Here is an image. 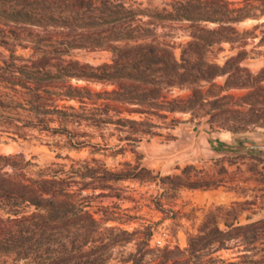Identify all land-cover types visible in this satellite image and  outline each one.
<instances>
[{"label":"trees","instance_id":"16d2710c","mask_svg":"<svg viewBox=\"0 0 264 264\" xmlns=\"http://www.w3.org/2000/svg\"><path fill=\"white\" fill-rule=\"evenodd\" d=\"M163 1L161 8L150 10L139 0H0V49L6 52H0V109L32 115L23 120L17 113L0 114V126L16 128L23 122L48 129L43 111L73 114L76 107L56 102L69 100L81 109L116 113V118L93 121L126 127L120 136L126 143L155 135L159 125L152 119L176 113L204 121L210 132L264 128V67L252 73L241 65L254 55L264 56V21L236 27L246 19L264 18V0ZM174 21L185 22L189 36L179 58L158 31ZM223 44L233 53L222 64L211 61L208 55L222 51ZM77 50L108 51L111 60L92 66L68 57ZM218 77L221 84L215 82ZM71 80L113 88L93 92ZM174 89L188 94L170 98ZM124 167L113 171L94 159L77 167H38L21 153L0 154V209L6 211L0 214V264H206L230 242L238 249L235 264H264V219L247 215V222L239 221L256 198L208 209L184 248L151 246L149 226L127 230L107 225L90 210L89 199L102 193L94 192L109 188L110 182L150 175L139 164L125 162ZM181 174L166 180L178 188L219 185L191 166ZM24 204L32 211H20ZM130 244L133 248L125 251Z\"/></svg>","mask_w":264,"mask_h":264},{"label":"rangeland","instance_id":"374dc122","mask_svg":"<svg viewBox=\"0 0 264 264\" xmlns=\"http://www.w3.org/2000/svg\"><path fill=\"white\" fill-rule=\"evenodd\" d=\"M150 10L161 8L163 0H139ZM145 19V18H144ZM264 21L246 19L236 24L238 29L250 28ZM165 29L158 30L161 40L168 43L179 58L182 46L189 40L186 23L174 21L165 23ZM250 46H248L249 48ZM0 52L6 54L2 49ZM27 55V52H22ZM233 52L223 44L222 51L208 55V58L222 64ZM71 59L97 66L111 60L108 51H73ZM242 66L256 73L264 67V56L254 55L242 61ZM221 84L223 78L215 79ZM71 84L87 86L93 92L111 90V85L71 80ZM240 94L242 91H232ZM187 90L174 89L169 96H185ZM60 106L72 105L76 112L68 116L53 110L43 111V117L50 120L48 129L25 127L23 122L17 127L0 126V154L21 153L38 167L78 166L92 160L103 163L113 171L124 170V163L139 164L150 171L143 178H129L110 182L109 188L95 191L89 199L90 210L107 225H117L127 230L149 226L152 229L151 246L186 247L187 235L196 232L205 212L218 205L228 206L234 201L256 198L251 208L244 211L239 219L245 223L248 215L251 220L264 219V152L243 148V143L264 144V128H256L246 133L209 131L204 121H189V115L169 114L166 120L153 118L159 125L153 136H142L138 141H120L128 129L112 123L94 122L106 118H116V113L92 112L81 109L79 104L69 100H57ZM90 102V101H88ZM104 101H98L103 103ZM51 104V101H48ZM112 104V103H110ZM113 105V104H112ZM117 106L118 104H114ZM91 107L90 103L86 108ZM131 108L125 106V108ZM19 115L23 120L31 118L25 110L0 109V114L12 117ZM51 113V114H50ZM121 116H127L125 112ZM137 119V116H134ZM172 118L178 122L172 125ZM67 128L66 132L51 131V128ZM17 132L25 136L12 134ZM224 133V134H223ZM119 146L124 150L118 151ZM191 166L200 171L208 182L219 183L215 187L190 189L176 187L166 180L167 176L182 175L184 167ZM234 186H238L236 189ZM92 192L88 190L87 193ZM99 206H104L102 210ZM20 211L31 212L29 205H21ZM0 209V214H5ZM102 212H104L102 214ZM160 244V245H158ZM228 249L212 253L206 264H235L237 248L230 242ZM133 248L130 244L125 248Z\"/></svg>","mask_w":264,"mask_h":264},{"label":"water","instance_id":"95a60500","mask_svg":"<svg viewBox=\"0 0 264 264\" xmlns=\"http://www.w3.org/2000/svg\"><path fill=\"white\" fill-rule=\"evenodd\" d=\"M243 148H246L248 150H258V151L264 152V144L263 145H254L251 143H243Z\"/></svg>","mask_w":264,"mask_h":264},{"label":"built area","instance_id":"2783aa9c","mask_svg":"<svg viewBox=\"0 0 264 264\" xmlns=\"http://www.w3.org/2000/svg\"><path fill=\"white\" fill-rule=\"evenodd\" d=\"M158 245H160V244H158Z\"/></svg>","mask_w":264,"mask_h":264},{"label":"crops","instance_id":"0c3cea01","mask_svg":"<svg viewBox=\"0 0 264 264\" xmlns=\"http://www.w3.org/2000/svg\"><path fill=\"white\" fill-rule=\"evenodd\" d=\"M224 134V133H223Z\"/></svg>","mask_w":264,"mask_h":264}]
</instances>
